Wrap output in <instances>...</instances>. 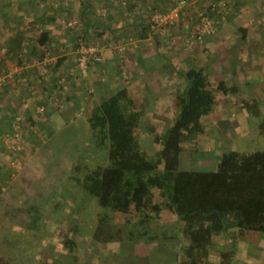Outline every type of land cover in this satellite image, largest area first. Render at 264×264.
<instances>
[{
  "label": "rangeland",
  "instance_id": "rangeland-1",
  "mask_svg": "<svg viewBox=\"0 0 264 264\" xmlns=\"http://www.w3.org/2000/svg\"><path fill=\"white\" fill-rule=\"evenodd\" d=\"M84 1L0 0V28L4 22H9L13 17L16 23L13 25L19 26L17 23L22 22L19 21L22 20L21 17L30 19L33 17L32 13L44 24L49 17L46 16L49 11L60 21L55 30L69 37L67 41L71 45L69 44L68 47H74L73 50L57 52L58 56L61 55L59 57L66 55L67 58L63 57L66 61L65 65L80 67L77 50L80 39L88 45L99 42L103 47L105 59L87 67H96L101 72L102 69L99 67H103L101 65L106 60L114 59L116 67L123 68L120 74L124 81H127L130 77L127 61L132 58V54L138 57L137 53L142 45L138 38V31L145 25L148 35L152 37L154 33L157 34V43L154 40L155 36L145 42L143 59L138 60L136 56H133L138 64L150 67L148 71H145L144 80H139L143 90L137 89L139 92L137 102L144 113L139 137L145 146L152 150L154 148L152 137L146 132L149 120H155L159 130H162L180 110L176 105V96L186 86L184 71L181 70L204 66L213 88L221 79L228 84H238L240 88L237 94L229 93L228 95L215 89L217 103L206 119L205 133L197 138L199 147L208 152L205 165H214L216 155L225 147L241 150L263 148L262 138L258 135L255 125L248 120L239 107V100L242 97H257L264 104V0H160L159 3L153 4L154 6L144 4L141 0L140 4L136 0H118L116 1L118 9L116 13L115 10L113 11L115 14L112 11L109 12L105 6H100L103 0H86L92 3L95 1L96 5L92 7L93 19H104L109 15L112 18L119 17L115 23L122 24L125 31L120 30L117 33L109 31L102 36H98L96 33L99 31H97L93 36L82 37L85 33L81 25V9ZM178 3H181L179 16L171 23L169 11ZM230 17L244 19L248 26L245 39L237 31H229L227 37L219 36L217 28L213 25L220 21L228 22ZM129 20L133 25L131 27ZM113 24L114 20L108 23L111 26ZM225 28L229 29L227 26ZM34 29L40 31V23L34 26ZM120 38H125L123 54L113 48V44ZM64 45L66 46V42ZM52 47L51 43L43 57L42 55L40 57L39 61H42L41 64L44 67H49L54 62L50 60L53 57ZM16 64L12 70H0V79L3 80L0 84V95L9 85L11 77L13 78L14 68L23 67L21 64ZM0 67L7 66L0 61ZM151 67H153L152 70ZM88 68L78 69L88 72ZM96 69L95 73H97ZM57 76L55 78L53 75L52 78L62 85L66 94V76L64 74ZM123 79L120 81L122 82ZM97 80L86 78L81 82L83 84L81 89L71 91L73 95L71 100L74 105L81 106L75 107L80 111H73L72 114L69 110L60 111L62 114L60 119L42 117L37 122H32L12 109H10L12 115L9 109L2 114L4 121L0 119V191L3 189L8 191L11 197L17 191L23 190L26 184L23 182L18 185L15 183L16 179L31 174V171L36 173L35 177L43 176L46 172V163L52 157L54 158L52 162L60 163L62 174L64 173L60 178L61 176L55 172L56 177H53L55 184L48 183L46 187L51 194L53 188L57 187L59 193L47 204L38 226L34 227L36 230L34 236L27 228L0 222V255L13 258L16 264H76L74 255L79 257L81 264L178 263L175 251L178 252L179 248L175 241L100 244L92 238L100 208L94 197L85 192L75 180L65 175L68 172L72 174L74 166L78 163L82 165L79 172L82 176L90 168L106 160L105 149L97 148L94 141L90 139L86 118L88 110L99 102L101 96L104 97L107 94L103 95L105 90L101 91L98 88V83L95 82ZM106 83L108 84L106 91L111 90L112 84L107 81ZM50 93H52L51 90ZM36 105L34 100H30L26 102L25 108H34L38 112ZM11 116L12 118L8 119ZM220 119H229L232 128L218 126L216 123ZM33 143L38 148L33 149L31 147ZM73 144L82 147V151L73 153L71 151ZM194 144V141L185 142L184 147L190 148ZM23 171L25 172L22 176ZM54 171L55 169L52 170ZM12 183L15 185L10 187ZM17 186L20 190H17ZM4 200L7 201V199ZM18 200L22 201V198L19 197ZM165 220L171 224L175 222V217ZM62 228L69 230L71 236L75 238L77 242L75 252H70L63 246L59 236ZM231 243L232 241L226 238L217 240V245L221 248H230ZM233 248L237 251L234 264H264V233L253 231L248 238L236 240ZM214 254L217 253L214 252ZM214 254L209 258L210 261L217 260V255Z\"/></svg>",
  "mask_w": 264,
  "mask_h": 264
},
{
  "label": "trees",
  "instance_id": "trees-1",
  "mask_svg": "<svg viewBox=\"0 0 264 264\" xmlns=\"http://www.w3.org/2000/svg\"><path fill=\"white\" fill-rule=\"evenodd\" d=\"M86 8L83 5L82 37L93 36L97 31L98 36L105 35L111 15L90 23ZM215 24L222 38L229 31L247 37L248 26L241 17ZM140 36L147 37L146 27ZM153 36L157 39L156 33ZM40 42L46 44L47 32L42 33ZM181 71L186 86L176 96L178 114L162 130L155 120L147 123L153 150L139 137L142 109L128 87H118L86 113L90 139L97 148L105 149L106 160L82 176L79 175L82 165L78 163L74 172L65 176L94 197L100 208L92 233L95 242L175 241L179 248L175 251L177 264H234L236 240L248 238L253 231L264 233V146L251 150L225 147L216 155L214 165L206 166L208 152L199 147L197 138L205 133L206 119L217 103L215 89L228 95L237 94L240 88L223 79L213 88L204 66ZM239 107L264 143L263 101L242 97ZM216 124L232 128L229 119H220ZM190 141L195 142L194 146L185 148L184 143ZM31 147L38 148L35 143ZM71 151L79 153L82 147L73 144ZM50 159L43 176L35 177L34 171L23 176L25 171L22 172L23 177L15 183L24 182L23 190L11 197L8 191H0V222L27 228L35 235L34 227L38 226L47 204L59 193L57 187L52 194L46 187L48 183L55 184V172L60 178L64 174L60 163L52 162L53 157ZM170 217H175V222L167 223L165 219ZM59 236L63 246L70 252L76 251L77 242L69 230L62 228ZM219 238L230 239L231 247H219ZM213 254L217 255L215 262L209 260ZM74 259L81 264L78 256L74 255ZM0 264L16 261L0 255Z\"/></svg>",
  "mask_w": 264,
  "mask_h": 264
},
{
  "label": "crops",
  "instance_id": "crops-1",
  "mask_svg": "<svg viewBox=\"0 0 264 264\" xmlns=\"http://www.w3.org/2000/svg\"><path fill=\"white\" fill-rule=\"evenodd\" d=\"M118 0H103V3L100 4V6H105L109 12L112 11L113 14L116 13L118 6L116 2ZM137 3L140 4V0H136ZM144 4H156L160 2V0H141ZM83 5H86L87 11L86 15L88 19L91 21L90 23H94L93 15L94 13L93 6H95V1L89 2L84 1ZM83 5L81 9V14L83 15ZM153 5V6H154ZM133 6V5H132ZM140 6V5H139ZM134 7V6H133ZM115 10V13L113 12ZM48 14L46 16H49L47 21L43 24V21L38 17L35 16L34 13H32L33 17L30 19L22 18V22H18L17 25L14 26V18H11L9 22H4L0 28V61L4 64V66L7 67H0V70H9L13 69V66L18 63L21 64L23 67H15L13 72V78L11 77L9 85L4 88V90L1 92L0 95V119L2 120V114H4V111H7L6 109H9L10 113L12 109L14 112L21 113L25 116V119L28 121L33 120L34 122H37L42 117L45 118H51L60 119L62 117V114L60 111L69 110L71 114L73 111L78 112L80 110L76 109L75 107L79 108L81 107L79 104L73 103L72 92L76 91L78 89H81L83 84H81L82 81H84L86 78H90L92 80L98 79L95 81L98 83V88L102 91L105 90L104 94L111 93L118 87H128L131 94L137 100L139 97V92L137 89L143 90V85L140 84L139 80H144V75L146 74L145 71H148L149 68L144 67L142 64H138L136 61V58L133 56H136V54H132V58L129 59L128 67L130 72V77L127 81H124L122 78V75L120 74V70L123 69L122 67H116V63L114 62V59L112 60H106L101 66L99 67L102 69V71H98L96 67L88 68V72H82L79 67H70L71 64L65 65V58L66 55H63L62 57H59L61 55H57L58 53H61L60 50H66V49H74V47H68L69 44L71 45L69 40V37L66 35H62L61 32H58L56 29V26L60 24V21L58 17L55 14H50L49 11H47ZM121 16V14H120ZM112 17V16H111ZM117 17V16H116ZM117 18H112L114 20V24L108 25L104 31L106 32H112L117 33L121 30V32L125 31V27L121 24L117 23ZM130 19V18H129ZM133 20V19H131ZM116 22V23H115ZM38 23V24H36ZM41 25V29L33 30L34 26ZM130 24L129 26H133L132 23H130V20L128 21ZM81 25H85L84 20L81 19ZM33 26V27H32ZM129 27V28H130ZM144 26H141V30L138 31V38L140 41V49L137 53L138 60L143 59V56L145 57L144 51H145V42L149 41L150 38H152L147 33V37L143 38L141 35L142 29ZM108 30V31H107ZM124 30V31H123ZM36 32V33H35ZM43 32H47V42L46 44H41L40 38ZM95 35V33L93 34ZM155 42L156 38L154 39ZM66 42V46L64 45ZM52 43V49L51 54L53 57L50 60H54L53 64H51L49 67H44L40 60L41 55L46 53V48H49V45ZM137 49V50H138ZM140 53V54H139ZM143 53V54H142ZM65 54V53H64ZM65 57V58H63ZM46 58V57H45ZM44 58V59H45ZM58 58V59H57ZM64 60V61H63ZM16 62L15 64H13ZM17 65V64H16ZM94 71H90V70ZM95 69L96 72L95 73ZM153 67H151V70ZM18 71V73H16ZM91 72V73H90ZM64 74L66 76V83L65 88L67 90L66 94L64 92V89L62 85H59L57 81H55L52 77L55 75V78L58 77L57 75L61 76ZM82 76V77H81ZM123 79L121 82L120 80ZM107 82H110L112 84V89L107 88ZM130 81V82H129ZM94 82V83H95ZM11 89V90H10ZM10 90V91H9ZM51 90L52 93L49 94V91ZM137 91V92H136ZM5 92V93H4ZM49 94V95H48ZM65 95V97H64ZM53 97V98H50ZM103 96L100 97V99ZM34 100L35 103H37L36 108H25L26 102ZM100 101V100H99ZM63 102V103H62ZM62 103V104H60ZM66 105H69V107H65ZM72 109V111H71ZM68 111V113H69ZM12 115V113H11ZM12 118L11 117H8ZM57 120V119H56ZM39 124V123H38Z\"/></svg>",
  "mask_w": 264,
  "mask_h": 264
},
{
  "label": "built area",
  "instance_id": "built-area-1",
  "mask_svg": "<svg viewBox=\"0 0 264 264\" xmlns=\"http://www.w3.org/2000/svg\"><path fill=\"white\" fill-rule=\"evenodd\" d=\"M180 6L181 3H178L176 6L170 9L169 22L173 23V20L179 16ZM162 21H164V19H162ZM113 48L114 50H117L118 53L123 54L125 51V38H120L116 43L113 44ZM77 50L79 53L78 63L80 69H86L88 68V65H96L97 63L102 62L105 59L103 54V47L99 42L88 45L80 39L77 45ZM2 81L3 80L0 81V84H2Z\"/></svg>",
  "mask_w": 264,
  "mask_h": 264
}]
</instances>
